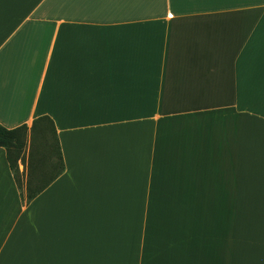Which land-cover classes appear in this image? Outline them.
<instances>
[{"label":"crops","instance_id":"crops-1","mask_svg":"<svg viewBox=\"0 0 264 264\" xmlns=\"http://www.w3.org/2000/svg\"><path fill=\"white\" fill-rule=\"evenodd\" d=\"M40 116L64 170L24 205L0 147V264H264V0H0V125Z\"/></svg>","mask_w":264,"mask_h":264},{"label":"trees","instance_id":"trees-1","mask_svg":"<svg viewBox=\"0 0 264 264\" xmlns=\"http://www.w3.org/2000/svg\"><path fill=\"white\" fill-rule=\"evenodd\" d=\"M27 145L28 153L25 156ZM0 147L5 150L20 200L26 205L64 170L56 131L52 120L47 116L34 119L30 127L24 124L6 129L0 125ZM20 164L23 167L21 172ZM20 174L26 176L25 193L18 178Z\"/></svg>","mask_w":264,"mask_h":264},{"label":"rangeland","instance_id":"rangeland-1","mask_svg":"<svg viewBox=\"0 0 264 264\" xmlns=\"http://www.w3.org/2000/svg\"><path fill=\"white\" fill-rule=\"evenodd\" d=\"M28 145H29V143H28ZM28 145H27V148H26V150H25V156H26L27 153H28ZM22 170H23V168L19 166V171L21 172ZM18 178H19V181H20L21 186H22V191H23V193H25V186H24V183H25L26 176H25V174H22V175L20 174V176H19ZM18 191H19V190H18ZM19 194H20V193H19ZM257 198H258V200L260 201L261 204H264V197H257ZM23 204L26 205L24 202H23ZM261 211H262V212L264 211V208H263V207H261ZM262 218H264V217H262Z\"/></svg>","mask_w":264,"mask_h":264}]
</instances>
